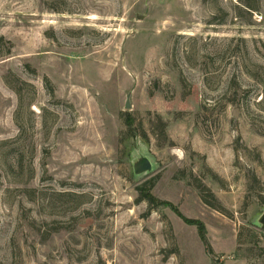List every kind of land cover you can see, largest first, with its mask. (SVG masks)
I'll use <instances>...</instances> for the list:
<instances>
[{"label":"rangeland","instance_id":"rangeland-1","mask_svg":"<svg viewBox=\"0 0 264 264\" xmlns=\"http://www.w3.org/2000/svg\"><path fill=\"white\" fill-rule=\"evenodd\" d=\"M263 214L264 0H0V264H264Z\"/></svg>","mask_w":264,"mask_h":264},{"label":"trees","instance_id":"trees-1","mask_svg":"<svg viewBox=\"0 0 264 264\" xmlns=\"http://www.w3.org/2000/svg\"><path fill=\"white\" fill-rule=\"evenodd\" d=\"M128 125H131L129 122H127ZM140 195H141V199L142 200H145L146 202H148V204L150 206H156V205H164V206H168V207H171V209H174L171 205L169 204H165V203H161V202H158L154 197L153 195L151 194V186L150 187H147L145 186H142V188L140 189ZM206 204H208V202H205ZM176 211V210H174ZM178 213V212H176ZM178 215L180 216V214L178 213ZM183 219V218H182ZM184 222L188 225H191V226H196L197 229H198V234H199V238L200 240L202 241V243L205 245L206 247V250L208 251L209 254H212V250L210 248V246L208 245L207 243V239H206V233H205V227L204 225L199 222V221H192V220H187V219H183Z\"/></svg>","mask_w":264,"mask_h":264},{"label":"water","instance_id":"water-1","mask_svg":"<svg viewBox=\"0 0 264 264\" xmlns=\"http://www.w3.org/2000/svg\"><path fill=\"white\" fill-rule=\"evenodd\" d=\"M150 170H151V164H150V162H148V160H145L144 162H141V163L135 165V167H134V172L136 175L149 173ZM259 223L262 226V228L264 229V214L260 218Z\"/></svg>","mask_w":264,"mask_h":264}]
</instances>
